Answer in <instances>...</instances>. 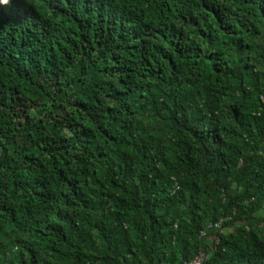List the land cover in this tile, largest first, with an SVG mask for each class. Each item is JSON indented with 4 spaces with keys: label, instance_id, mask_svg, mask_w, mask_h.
<instances>
[{
    "label": "trees",
    "instance_id": "trees-1",
    "mask_svg": "<svg viewBox=\"0 0 264 264\" xmlns=\"http://www.w3.org/2000/svg\"><path fill=\"white\" fill-rule=\"evenodd\" d=\"M200 250L264 264V0H0V264Z\"/></svg>",
    "mask_w": 264,
    "mask_h": 264
},
{
    "label": "built area",
    "instance_id": "built-area-1",
    "mask_svg": "<svg viewBox=\"0 0 264 264\" xmlns=\"http://www.w3.org/2000/svg\"><path fill=\"white\" fill-rule=\"evenodd\" d=\"M202 235H204V233H202ZM207 258L208 254L205 251L200 250L191 261L185 262L184 264H205Z\"/></svg>",
    "mask_w": 264,
    "mask_h": 264
}]
</instances>
